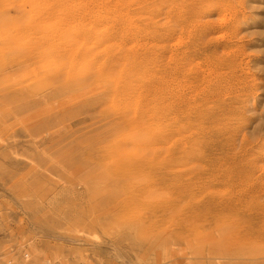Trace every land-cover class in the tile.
I'll return each mask as SVG.
<instances>
[{
    "label": "rangeland",
    "instance_id": "1",
    "mask_svg": "<svg viewBox=\"0 0 264 264\" xmlns=\"http://www.w3.org/2000/svg\"><path fill=\"white\" fill-rule=\"evenodd\" d=\"M0 264H264V0H0Z\"/></svg>",
    "mask_w": 264,
    "mask_h": 264
}]
</instances>
